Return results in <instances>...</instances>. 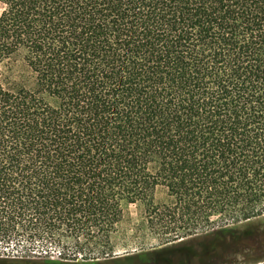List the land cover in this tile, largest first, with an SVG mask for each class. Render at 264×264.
<instances>
[{"label": "trees", "instance_id": "1", "mask_svg": "<svg viewBox=\"0 0 264 264\" xmlns=\"http://www.w3.org/2000/svg\"><path fill=\"white\" fill-rule=\"evenodd\" d=\"M0 4V264H264V0Z\"/></svg>", "mask_w": 264, "mask_h": 264}, {"label": "rangeland", "instance_id": "2", "mask_svg": "<svg viewBox=\"0 0 264 264\" xmlns=\"http://www.w3.org/2000/svg\"><path fill=\"white\" fill-rule=\"evenodd\" d=\"M2 5L0 4V10ZM19 71H21L20 62L15 63L14 66V76L19 75ZM164 197V192L162 189H159L156 192L155 199L157 201L162 200ZM145 206L141 203H132L125 206L124 214L122 220L118 224L116 232L114 233L113 239L116 247V253L119 256H122L127 253H140L142 258L148 257V250L153 242H155V237H153L149 232L145 230L144 222H145ZM257 226L261 229H264V215L259 217L250 219L248 221L237 223L233 225L232 229H243L246 226ZM228 234L230 232L228 231ZM143 249H140V248ZM39 253V252H38ZM44 253V252H43ZM20 255L24 254L21 252V246H16V244L12 243L11 245L2 244L0 245V255ZM53 261H58L65 264H96L95 261H83L79 260H64L60 259L59 253L57 250H51ZM149 258V257H148ZM43 260V259H42ZM124 261V260H123ZM60 264V263H58Z\"/></svg>", "mask_w": 264, "mask_h": 264}]
</instances>
